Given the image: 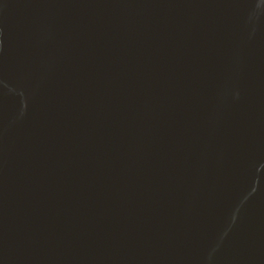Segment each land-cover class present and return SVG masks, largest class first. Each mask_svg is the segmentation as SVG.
Listing matches in <instances>:
<instances>
[{
  "label": "water",
  "instance_id": "obj_1",
  "mask_svg": "<svg viewBox=\"0 0 264 264\" xmlns=\"http://www.w3.org/2000/svg\"><path fill=\"white\" fill-rule=\"evenodd\" d=\"M0 264H264V0H0Z\"/></svg>",
  "mask_w": 264,
  "mask_h": 264
}]
</instances>
